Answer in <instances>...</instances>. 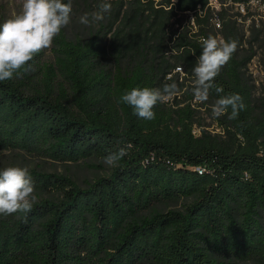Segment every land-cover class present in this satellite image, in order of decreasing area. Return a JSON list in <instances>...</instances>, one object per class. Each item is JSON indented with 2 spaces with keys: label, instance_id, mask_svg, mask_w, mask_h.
Segmentation results:
<instances>
[{
  "label": "trees",
  "instance_id": "trees-1",
  "mask_svg": "<svg viewBox=\"0 0 264 264\" xmlns=\"http://www.w3.org/2000/svg\"><path fill=\"white\" fill-rule=\"evenodd\" d=\"M211 1L107 0L111 12L86 38L64 28L54 38L40 81L36 55L29 71L0 82V150L78 162L130 145L87 187L29 170L40 199L27 214L0 215V264H264V80L256 100L254 44L225 11L253 0H217L219 10ZM101 2L72 0L71 16ZM209 35L238 47L214 79L223 93L198 104L192 69ZM172 82L179 92L157 103L153 120L120 101L133 88ZM231 93L246 108L236 120L213 117L218 132L205 128L199 110L212 115ZM182 198L192 199L183 210L154 211Z\"/></svg>",
  "mask_w": 264,
  "mask_h": 264
},
{
  "label": "clouds",
  "instance_id": "clouds-1",
  "mask_svg": "<svg viewBox=\"0 0 264 264\" xmlns=\"http://www.w3.org/2000/svg\"><path fill=\"white\" fill-rule=\"evenodd\" d=\"M111 9V3L102 0L97 10L81 15L79 23L91 26L101 22ZM72 11V0L67 3L64 0H23L21 11L0 23V82L29 71L31 66L28 62L38 53L51 48L54 38L70 23ZM200 44L202 52L192 69V95L198 104L208 101L213 89L217 94L223 93V87L217 86L214 79L238 47L234 39L225 40L213 35L202 37ZM178 92L176 82L166 83L162 88H133L126 91L120 101L131 106L139 118L150 121L155 119L153 109L157 103L170 101ZM245 108L241 95L231 93L220 95L211 111L214 118L227 114L229 120H236ZM128 147L130 145L109 153L103 162L108 166H117L128 154ZM36 199L34 182L27 166H9L0 170V215L27 214Z\"/></svg>",
  "mask_w": 264,
  "mask_h": 264
},
{
  "label": "rangeland",
  "instance_id": "rangeland-1",
  "mask_svg": "<svg viewBox=\"0 0 264 264\" xmlns=\"http://www.w3.org/2000/svg\"><path fill=\"white\" fill-rule=\"evenodd\" d=\"M23 0H0V23L18 13L22 9ZM211 6L215 10L221 9V5L217 0L211 1ZM225 11L228 17L236 21L241 31L248 40H251L256 50V56L249 64V74L252 75L255 83L254 97L256 100L262 95V84L264 80V5L253 0L248 6H240L238 4H225ZM79 13H73L70 23L64 27L66 34L71 39L78 37L86 38L89 26L79 23ZM185 23L192 19V14L184 15ZM248 43L246 47H248ZM54 61L53 45L49 49L37 54L36 64L33 69V80L40 81L44 73L46 64ZM197 120L207 129L218 132L220 128L216 126V122L211 112L202 107L199 110ZM199 126H195V132H199ZM9 166H27L29 170H39L42 172L61 173L72 178L79 186L87 187L99 177L111 174L115 166H108L101 158H87L78 162L56 161L53 159L41 157L24 150H0V170ZM36 195V194H35ZM37 199H40L36 195ZM45 198L46 196H40ZM191 198H182L175 204H166L155 207V210L162 211L164 209H180L183 210L190 202ZM243 264V263H241ZM248 264V263H247Z\"/></svg>",
  "mask_w": 264,
  "mask_h": 264
},
{
  "label": "built area",
  "instance_id": "built-area-1",
  "mask_svg": "<svg viewBox=\"0 0 264 264\" xmlns=\"http://www.w3.org/2000/svg\"><path fill=\"white\" fill-rule=\"evenodd\" d=\"M241 6H243V5H241ZM198 169H200V168H198Z\"/></svg>",
  "mask_w": 264,
  "mask_h": 264
}]
</instances>
